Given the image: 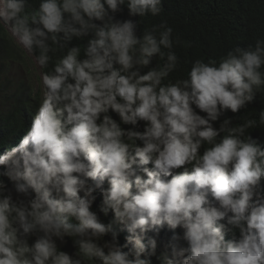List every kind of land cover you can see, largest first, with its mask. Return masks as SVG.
<instances>
[{"label": "clouds", "instance_id": "1", "mask_svg": "<svg viewBox=\"0 0 264 264\" xmlns=\"http://www.w3.org/2000/svg\"><path fill=\"white\" fill-rule=\"evenodd\" d=\"M162 11L0 0L46 70L30 125L0 145V264H264V140L249 131L264 109L233 126L264 86V39L172 79L173 28L140 30Z\"/></svg>", "mask_w": 264, "mask_h": 264}, {"label": "trees", "instance_id": "2", "mask_svg": "<svg viewBox=\"0 0 264 264\" xmlns=\"http://www.w3.org/2000/svg\"><path fill=\"white\" fill-rule=\"evenodd\" d=\"M163 11L157 17H146L140 24L158 25L163 21L173 28L175 51L181 60V69L170 74V78L181 77L189 64L185 61L196 58H219L227 50L237 46L255 47L257 39H264V0H162ZM126 17V13L124 14ZM10 34L0 21V145L18 141L30 125L31 113L39 100V92H33L20 74L12 77V69L20 68L28 74L25 50L18 49L10 39ZM76 43V41H74ZM35 58V56L32 54ZM158 61L154 59L153 64ZM46 71L41 69V72ZM264 109V86L257 92L255 100L233 116V126L246 119L259 121V113ZM229 116L233 114L228 113ZM264 140V125L255 129ZM99 200L97 201V204ZM162 238H165L162 234ZM123 239V235L121 236Z\"/></svg>", "mask_w": 264, "mask_h": 264}, {"label": "rangeland", "instance_id": "3", "mask_svg": "<svg viewBox=\"0 0 264 264\" xmlns=\"http://www.w3.org/2000/svg\"><path fill=\"white\" fill-rule=\"evenodd\" d=\"M3 23V22H2ZM5 28L8 30L9 34L11 35V28L9 25H5ZM28 58L26 59V64L28 66V74H25L22 72V70L17 67H14L12 69V77L18 78L20 74L24 77L25 82L28 83V85L32 88L33 92H39L40 87V79L42 78V72L41 68L36 63L35 58L32 56V53H29L27 50H25Z\"/></svg>", "mask_w": 264, "mask_h": 264}]
</instances>
